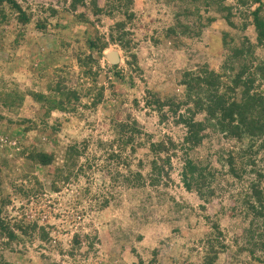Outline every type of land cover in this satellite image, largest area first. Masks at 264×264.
<instances>
[{
	"label": "rangeland",
	"instance_id": "374dc122",
	"mask_svg": "<svg viewBox=\"0 0 264 264\" xmlns=\"http://www.w3.org/2000/svg\"><path fill=\"white\" fill-rule=\"evenodd\" d=\"M19 1L27 10L31 9L29 11L33 13L34 21L49 17L51 26L44 33L36 28L34 22L31 23L26 27L25 41H21L17 48L11 46L14 37H10L8 33L5 35L1 44H5L7 50L0 49V86L12 81L23 90L43 89L46 88L49 77L64 74L57 72L60 68L70 74L69 84L78 86L83 83L90 88L94 78H80L81 71L73 58L74 48L84 43L87 27L77 23L72 13L63 12L66 8L64 0ZM114 1L99 0V3L108 5ZM247 1V7L240 6L237 0L226 2L242 11V16H239L238 11H235L237 18L234 16L239 27L243 22L251 21L250 12L258 6L254 0ZM49 7L62 10L61 15L52 16L51 12L44 10ZM132 8L136 16L124 31L129 33L127 38L129 36L130 45L123 49L118 44H111L100 59L102 70L97 74V79L98 87H105L103 102L96 108H87L90 100L85 99L79 105V110L68 116L71 117L69 121L62 115L58 116L57 121L61 122L59 137L64 144V150L65 145L72 143L74 139L78 142L87 139L90 142L87 157L93 167L87 169L86 173H79L77 182L73 178L75 183L71 182L61 192L56 193L51 186L49 169L43 176L38 174L44 188L42 196L34 200L32 196L19 194L17 191L27 183V176L33 175L22 160L16 158L19 151L16 142L19 139L27 147L35 145L36 148L49 152L58 151L60 157L65 151L55 147V141L48 139L43 133L29 134L27 138H9L11 129L8 118L13 117L14 113L3 111L8 118L0 122L1 216H10L9 219H12L24 214L30 221L37 219L39 213H42L41 224L50 222L57 229L53 233L55 246L51 247L50 244L42 242L36 235L32 242L27 240L25 246L20 244L18 250L15 247V251L0 248L3 249L0 250L3 255L2 264H201L200 241L205 243L211 237L213 222L219 223L220 230L226 234V242L232 248L221 258L219 264H264V252L257 254L263 260L260 262L252 259L249 253L239 251L245 245L243 236L246 238L249 234L256 238L261 231L257 226L263 219L255 220L252 226V216L246 214L242 203L251 183L257 180V175L252 171V166L248 165L246 173L239 180L230 174L228 166L221 158L223 152L227 153L231 149L236 152L241 147L246 148L250 144L248 138L238 143L227 140L223 134L212 129L206 130L207 137L199 148L189 151L188 155L178 148L177 156L172 158L171 180H167V186L162 183L157 187L146 185L145 188H134L114 181V176L122 181V173H128L129 168L138 171L139 160H143L147 174L150 160L145 156V149L129 158V167L113 164L108 170L104 168V163L92 159L99 139H110L108 124L116 112H120L123 119L136 118L143 130L153 135V140L170 136L175 143L182 146L185 127L177 125L173 118L160 123L158 113L151 111L145 104L148 92L183 100L185 88L180 82L184 72H197L203 65H209L216 70L222 68L226 60V51L222 45L225 32H231L237 44L241 43L245 35L255 41L252 26L246 31L239 27H229L222 17L225 13L214 10L208 12L204 4L192 5L179 0H134ZM88 16L95 23L90 28V34L109 37L121 13L115 11L113 17L105 15L99 24H96L95 17L90 12ZM211 18L215 20L210 21ZM56 23L62 26L56 27ZM170 26L176 27L178 32L184 26H189L190 30L185 36L179 34L167 38V29ZM62 42L66 44L64 47ZM58 51L64 53L59 54ZM256 51L264 57L262 47H258ZM112 52L118 53L120 62L116 65L126 76L133 71L134 87H131V82L114 75L113 64L108 60V55ZM11 57L14 58L13 63L7 62ZM44 63L47 67L42 74L49 76L47 78H42V74L31 69L32 65L43 67ZM111 91L118 95L117 99H111ZM135 98L139 101V107L133 104ZM25 105L20 117H32L38 105L30 97ZM198 119H203V115ZM187 156L218 171L219 176L215 183L217 193L209 203L203 202L196 193L188 192L183 185L181 172ZM263 157V154L257 157L259 170L264 169V162L261 160ZM85 158L86 156L80 162L85 161ZM85 187L90 188L85 191ZM104 198L109 199V204L99 208ZM3 201L11 203L3 205ZM201 205H206V210H202ZM250 228L252 233L248 232ZM75 233H80L82 242L81 248L76 249L72 256L68 251L73 245Z\"/></svg>",
	"mask_w": 264,
	"mask_h": 264
},
{
	"label": "trees",
	"instance_id": "16d2710c",
	"mask_svg": "<svg viewBox=\"0 0 264 264\" xmlns=\"http://www.w3.org/2000/svg\"><path fill=\"white\" fill-rule=\"evenodd\" d=\"M179 1L192 5L204 4L208 12L211 10L223 12L225 14L222 17L227 25L235 29L239 27L234 20V16L237 18L235 11L239 12V16L243 15L242 11L234 5L226 4L227 0ZM237 2L240 6L247 7L249 1L237 0ZM254 2L258 6L250 12L251 21L243 22L239 27L246 31L252 26L256 36L254 42L245 35L241 43L237 44L231 32H225L222 36V45L226 51V60L222 68L216 70L209 65H203L197 72H184L180 82L185 88L183 100L178 101L173 96L162 97L155 92H148L149 96L145 104L151 111L158 113L160 123L173 118L177 125L185 127L186 133L182 146L175 143L170 136L158 141L153 140V135L143 130L136 118L123 119L120 112H116L108 124V130L111 133L110 139L108 141L99 139L98 145L96 144L97 150L92 155V159L104 163V168L108 170L112 168L113 164L129 167L131 165L129 158L135 157L140 150L145 149V156L150 160L147 174L144 171L143 160H139L138 171H132L129 168L128 173H122L120 177L122 181H119L117 176H114V181L134 188H145L146 185L157 187L162 183L166 185L168 184L167 180H171L172 158L177 156L178 148L184 150L186 155L189 151L199 148L207 137L206 130L212 129L214 132L223 134L227 140H235L238 143H242L245 138H248L250 144L246 148L241 147L236 152L233 151L234 149L227 153L223 152L221 158L228 166L230 174L239 180L246 173L248 165L252 166V171H255L257 175V180L251 183L242 203L246 214L252 216V226L255 224V220L263 219L257 226L261 231L259 235H256V238L248 234L247 240V237L243 236L245 245L240 247L239 251L249 253L252 259L262 262V258L257 257V254L264 252V169L257 168V157L260 154L264 155V57L258 55L256 49L258 47L264 49V0H254ZM133 5L134 0H115L112 3L109 2L108 5H101L99 0H71V2L64 0L66 8L63 12L65 14L72 13L77 23L87 27L84 43L76 49L74 48L73 58L81 71L79 72L80 78L82 76L94 78L92 86L87 88L83 83L78 86L69 84L70 74L60 68L57 69V72L61 71L64 74L53 75V78L43 75L42 72L47 67L46 63L43 67L32 65V71L42 74V78L49 77L46 88L23 90L12 81L0 86V122L8 118L3 114V111L14 113L13 117L8 118L11 129L9 138H27L30 136L29 134L43 133L48 139L55 141V147L64 150V144L61 143L62 140L59 137L61 122L57 121L58 116L62 115L69 121L71 117L68 116L77 112L79 105L85 99L90 100L86 105L87 108H96L103 102L105 87L104 85L98 87L97 79V74L102 70L100 59L111 44H118L123 49L130 45L129 36L127 38L129 33L124 31L128 27V23L132 22L136 16V13L133 12ZM196 8L198 9V6ZM29 10L31 9L27 10L19 0H0L1 50H7L5 44H1L7 33L10 37H14L11 45L13 48H17L21 41L24 42L26 27L33 22L40 31L44 33L49 31L51 26L49 17L38 18L34 21L33 13ZM44 10L51 12L52 16H60L62 13V10L52 7ZM115 11H119L121 17L116 20L109 37L92 36L90 28H93L95 23L90 19L88 13L90 12L95 17L96 24H99L103 16L113 17ZM185 12L188 14V11ZM245 16L247 17L246 14ZM209 20L212 21L215 18ZM207 24L209 25L210 22ZM55 26L61 27L62 25L56 23ZM189 30V26H184L183 30L178 32L176 27L170 26L166 36L167 38L179 34L185 36ZM65 45L62 42V46ZM58 52L59 54L64 53L63 51ZM132 57L134 58V55ZM13 61L14 58L11 57L7 62L13 63ZM129 64L132 65V63ZM112 67L115 76L131 82V87H134L133 71L126 76L118 65ZM112 86L114 85L112 84ZM28 97L38 107L32 117H20V112L25 108V101ZM110 97L117 99L118 95L111 91ZM133 104L139 107L137 98L133 99ZM200 115H203L201 120L198 119ZM53 118L56 120L54 121ZM16 144L19 148L16 158L22 160V163L33 172V175L27 176V183L19 187L17 192L25 197L32 196L34 200L44 194L39 175L43 176L47 170L50 169L51 186L58 193L71 182L75 183L73 178L77 182L79 173H86L87 169L93 167L87 157V152L90 149V142L87 139L81 142L74 139L72 143L65 145L62 157L58 151L49 152L45 149H38L35 145L27 147L21 139ZM84 156H86L85 161L81 163L80 160ZM261 160L264 162V157ZM61 161L62 163H60ZM1 171L0 167V174ZM217 172L211 166H203L187 156L182 168L181 180L188 192L196 193L203 202L209 203L217 193L215 185L219 176ZM89 188L85 187L84 190L88 191ZM10 203L11 201H3V205ZM108 204L109 199L104 198L99 208L106 207ZM201 209L206 210V205H201ZM46 212L50 213V211ZM1 214L2 207L0 209V248H9L11 251H15L14 247L17 249L20 244L25 246L26 241L32 242L36 235L42 242L50 244L51 247L55 246L53 245V233L57 227L50 222L41 224L42 213H39L37 219L30 221L24 214L12 219H9L10 216H1ZM206 218L210 219L208 216ZM211 227L213 228L211 237L205 243L200 241L202 243L201 264H219L221 258L232 249L231 245L226 242V234L220 230L219 223L213 222ZM248 232L252 233L251 228ZM235 241L238 243L237 239ZM81 242L82 236L80 233H75L73 245L68 254L74 256L75 250L81 248ZM2 262L3 255L0 252V264ZM174 262L176 261L174 260Z\"/></svg>",
	"mask_w": 264,
	"mask_h": 264
},
{
	"label": "water",
	"instance_id": "95a60500",
	"mask_svg": "<svg viewBox=\"0 0 264 264\" xmlns=\"http://www.w3.org/2000/svg\"><path fill=\"white\" fill-rule=\"evenodd\" d=\"M108 60L113 64V65H116L120 62V58L118 56V53L117 52H112V53H109L108 55Z\"/></svg>",
	"mask_w": 264,
	"mask_h": 264
}]
</instances>
